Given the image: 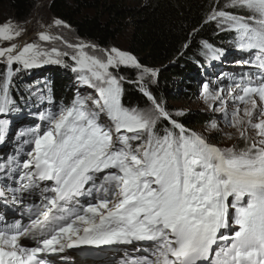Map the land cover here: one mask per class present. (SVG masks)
<instances>
[{"label": "snow or ice", "instance_id": "obj_1", "mask_svg": "<svg viewBox=\"0 0 264 264\" xmlns=\"http://www.w3.org/2000/svg\"><path fill=\"white\" fill-rule=\"evenodd\" d=\"M204 24L232 33L249 57L236 61L246 71L201 85L213 114L206 131L234 129L225 135L238 133L247 144L239 150L187 128L183 112L173 114L152 91L158 73L135 55L46 32L38 40L52 46L18 48L20 26L0 24V143L20 111L11 92L21 71L60 65L92 90L45 101L51 107L18 131L14 153L0 162V201L28 218L0 220V264H55L50 257L71 249L139 242L146 254L125 264H264V0H210ZM54 25L70 27L59 18ZM201 46L211 60L224 51ZM125 84L143 107L123 103Z\"/></svg>", "mask_w": 264, "mask_h": 264}, {"label": "trees", "instance_id": "obj_2", "mask_svg": "<svg viewBox=\"0 0 264 264\" xmlns=\"http://www.w3.org/2000/svg\"><path fill=\"white\" fill-rule=\"evenodd\" d=\"M210 0H142L126 3L124 0H49V13L73 29L75 36L100 48H110L119 36L128 33L126 51L135 55L139 62L155 70L157 83L152 91L172 111L168 100H189L196 94V82L213 67L214 60L204 55L202 41L223 49L232 43V33L217 34L214 24H204ZM17 20L30 15L34 0H0ZM196 29L194 33L193 30ZM190 46L185 49L184 44ZM63 69H60V68ZM14 77L11 95L19 105V114L27 115L28 108L42 106L52 99L57 103L71 100L75 95V78L69 69L54 65L48 69L49 76L39 84L41 99L27 95L28 71ZM3 69L0 68V72ZM121 74L135 78L137 74L127 68ZM75 77V76H74ZM123 103L126 106H144V98L131 85L125 84ZM34 92V91H33ZM37 92V91H36ZM26 105V107H25ZM179 119L190 128L210 122V116L199 112L183 113Z\"/></svg>", "mask_w": 264, "mask_h": 264}, {"label": "rangeland", "instance_id": "obj_3", "mask_svg": "<svg viewBox=\"0 0 264 264\" xmlns=\"http://www.w3.org/2000/svg\"><path fill=\"white\" fill-rule=\"evenodd\" d=\"M136 1H142V0H124V2L126 3H134ZM48 2L49 0H34V8L31 11L30 15L20 20H17L16 18H14L10 12L8 13L7 7L5 5H0V24H3L4 22L18 24L22 30L21 37L16 38L13 41V43H15L18 48H22L24 45H26L29 42H37V43L42 44L45 47L52 46L51 44H48L46 42H40L38 40V36L42 32H46L48 34L56 35V36H63L64 39L67 40L68 43L94 45L92 43L85 42L81 39H78L75 36L73 29L71 27H56L54 25V20L57 18L53 17L49 13L47 9ZM24 29H26V31H23ZM127 37H128V33H125L122 36H119L117 40L114 43H112L110 48L116 47L120 50L126 51ZM52 43H54L55 46H57L60 49L66 48V45L61 40H57ZM225 45L229 47V49L231 50V53L228 52L224 58L219 57V59L215 60V67L211 70L212 73L207 74V76L204 78H200V81L197 80L195 96L189 100H173V99L168 100L167 103L169 107L172 108L170 110L172 111L174 110L178 112L182 111L183 113L199 112V113H205L209 115L210 117H212L213 114L202 95V89H201L202 83L206 80L215 79L221 73H223L226 76H230L233 73H240L242 71H246V69H242L240 66H238L236 64V61L242 58H249L246 56V54L240 51H233V47L228 46V44H225ZM96 47L99 49H103L98 46ZM110 48H107V49H110ZM89 51H91V49H89ZM52 67H54V65L36 67L37 69L33 71H28L26 73L27 74V76L25 77L26 82L29 83L27 95L30 96L33 93V96H34V94H36V91L37 92L40 91V89H38V85L44 83V81L47 78H49V76H47L46 73L48 69ZM60 69H63V68L61 67ZM27 70H30V69H27ZM72 76L73 78H75L74 73H72ZM75 83H76L75 84L76 91L78 88L81 92L92 91L91 89H86L83 86L77 84L76 81ZM224 83H227V81H225ZM229 107L231 108V103H229ZM43 108H44L43 111L47 110L45 107ZM37 123H39L38 117L31 118V119L28 118V120L18 119L15 122V125H14L15 129H14V132L11 134V137H8L5 143L0 144V158H2L1 162L5 161L8 157H10L14 153V149L17 146V141L19 140L18 131H23L28 126L34 125ZM209 123L210 122L206 123L205 125H198L195 128L190 127L189 129L196 131L198 133H202L203 135L209 138L211 143L215 144L216 146L222 147V148L235 146L239 150L247 146L246 142L238 139V133H237V139H233V140L227 139V136L225 135V133L234 132V129L230 127L223 129L221 133H215V132L209 133L208 131H206ZM14 135H17V137L15 136V138L13 139ZM145 247L147 248L148 245H146Z\"/></svg>", "mask_w": 264, "mask_h": 264}, {"label": "bare ground", "instance_id": "obj_4", "mask_svg": "<svg viewBox=\"0 0 264 264\" xmlns=\"http://www.w3.org/2000/svg\"><path fill=\"white\" fill-rule=\"evenodd\" d=\"M17 206V205H16ZM125 252H126V258H124V259H119L118 260V263L119 264H125L124 262L126 261V260H128L129 259V256H128V251H127V249H123ZM129 250V249H128ZM116 251V250H115ZM137 251L138 252H140V250H138L137 249ZM101 251H98V253H100ZM138 252H136V251H134V252H130L129 254H131V253H133V254H135V255H137V256H139V255H141L143 252H140V253H138ZM70 259H71V261H73V262H75V263H70V264H78V263H82V262H85L84 260H85V258H81L80 257V254L78 253V252H76V251H70V250H68V252L67 253H65ZM111 257H113L114 259H117L118 257H119V255H117V256H114V255H111ZM94 258H95V256H94ZM123 261V262H122ZM100 263H103L104 261H99ZM86 263V262H85Z\"/></svg>", "mask_w": 264, "mask_h": 264}]
</instances>
